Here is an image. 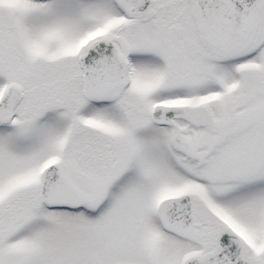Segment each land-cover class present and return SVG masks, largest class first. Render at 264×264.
<instances>
[{
  "label": "snow or ice",
  "instance_id": "snow-or-ice-1",
  "mask_svg": "<svg viewBox=\"0 0 264 264\" xmlns=\"http://www.w3.org/2000/svg\"><path fill=\"white\" fill-rule=\"evenodd\" d=\"M0 264H264V0H0Z\"/></svg>",
  "mask_w": 264,
  "mask_h": 264
}]
</instances>
